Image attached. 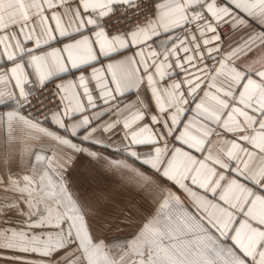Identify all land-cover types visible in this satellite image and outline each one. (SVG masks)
Masks as SVG:
<instances>
[{
	"label": "snow or ice",
	"instance_id": "obj_1",
	"mask_svg": "<svg viewBox=\"0 0 264 264\" xmlns=\"http://www.w3.org/2000/svg\"><path fill=\"white\" fill-rule=\"evenodd\" d=\"M0 130V264H264V0H0Z\"/></svg>",
	"mask_w": 264,
	"mask_h": 264
},
{
	"label": "crops",
	"instance_id": "obj_2",
	"mask_svg": "<svg viewBox=\"0 0 264 264\" xmlns=\"http://www.w3.org/2000/svg\"><path fill=\"white\" fill-rule=\"evenodd\" d=\"M257 30L259 31V28H257ZM2 135H3V131L0 130V136H2ZM12 170L14 172H19L20 171L18 163L13 164ZM6 175H7V172L5 170H3V169H0V179H3Z\"/></svg>",
	"mask_w": 264,
	"mask_h": 264
}]
</instances>
